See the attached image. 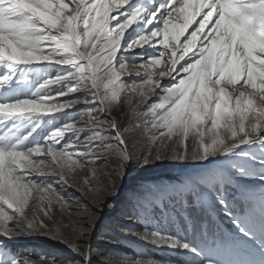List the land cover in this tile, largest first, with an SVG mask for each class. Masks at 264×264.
I'll use <instances>...</instances> for the list:
<instances>
[{"label":"snow or ice","instance_id":"6c2138e0","mask_svg":"<svg viewBox=\"0 0 264 264\" xmlns=\"http://www.w3.org/2000/svg\"><path fill=\"white\" fill-rule=\"evenodd\" d=\"M173 13L182 17V25L171 24ZM136 48L155 49V54L139 62L146 68L141 81L124 82L121 70L137 62L118 52ZM165 56L170 66L160 78H170L168 84L147 71ZM53 65L59 67L50 74ZM126 83L133 91L139 87L144 108L137 115L146 118L144 128L155 130L152 139L178 145L174 161H231L227 178L210 173L192 181V195H201L200 185L228 183L233 177L255 178L264 187V107H254L257 95L264 101V0H0V236L10 239L35 230V218L24 228L8 225L23 223L34 192L41 204L63 202L50 181L33 179V174L64 180L66 168L85 166L96 152L112 149L110 140L125 143L115 121L114 135L84 128L102 127L113 105L131 102L121 101ZM76 93L86 95L59 99ZM149 94L156 99L148 100ZM81 103L92 105L84 125L66 121L41 134L43 124L56 119L52 114ZM256 146L259 155L248 150ZM116 152L122 161L130 159L126 151ZM161 158L157 153L155 159ZM241 195L247 208L239 214L219 188L205 200L209 207L220 205L235 228L215 236L212 244L218 252L251 255L255 249L259 261L216 259L194 241L157 231L150 233L153 242L198 257L194 264H264V191ZM0 264L29 260L6 256L0 247Z\"/></svg>","mask_w":264,"mask_h":264},{"label":"rangeland","instance_id":"374dc122","mask_svg":"<svg viewBox=\"0 0 264 264\" xmlns=\"http://www.w3.org/2000/svg\"><path fill=\"white\" fill-rule=\"evenodd\" d=\"M198 18L196 19L199 20ZM183 22L180 15L173 13L171 24L182 25ZM193 25L185 35L190 34L196 27ZM126 35H130L128 30ZM183 39L184 37H181V40ZM154 54L155 49L151 48L146 52L140 48L118 52L122 59L137 62L135 65L129 63L125 70H121L122 81H141L146 68L140 67L139 62L143 60L144 55ZM168 59L169 57L165 56L161 58L160 65L147 68L154 80L160 78L161 72L168 70ZM144 64L147 66L146 60ZM55 67L59 66L49 67L48 73L54 74ZM160 82L168 84L170 78H160ZM148 87L149 85H146L145 90ZM73 95L83 96L86 93L71 94L59 99L66 101ZM125 99L131 102L113 105L102 127L84 128L85 132L99 130L104 134L114 135L111 132V122L115 121L125 141L123 145L110 140L112 149L96 152V159L86 162L85 166L66 168L63 173L64 180L58 175H32L33 179L50 181L64 200L53 202L51 205L41 204L39 195L34 192L21 215L23 223L17 225L14 221H9L8 225L12 228H24L35 218V230L24 231L10 239L0 236V247L5 250V255L27 258L29 264H48L53 258L44 256L43 253L51 247L54 251L68 254L66 259L55 261V264H85V261L90 264H102L104 259L110 264H132L135 260H140L141 264L149 261L150 264H194L199 259L190 253L154 243L150 233L157 231L185 238L189 242L194 241L204 250L205 255L216 259L259 261L261 257L255 249L251 255L227 253L223 250L218 252L212 244L213 238L221 232H234L235 228L230 217L224 215L220 205L212 208L205 200L210 199V194H214L215 189L219 188L239 214L247 208V201L241 195L242 191L257 194L264 191L260 181L251 177H233L228 183L200 185L197 190L201 195H192L188 187L192 181L210 173L227 178L231 172V161L220 157L212 166L208 162L213 158L202 164L190 158L174 161L172 156L178 145L163 137L153 140L152 134L155 130L144 128L146 118L137 115L144 108L138 85L136 91H133L126 83V91L121 93V101ZM147 99L154 100L156 97L149 94ZM257 105L264 107V101H260L259 95L254 101V107ZM91 106L81 103L65 110L64 113L52 114L56 119L44 123L41 134L55 126L63 125L66 121H75L78 127L84 125L88 120L87 109ZM94 115L99 116L101 113L96 112ZM219 131L223 133V127ZM186 143L191 147L192 138L189 137ZM244 148L247 149V146ZM117 149L126 151L130 159L122 161L117 155ZM248 150L256 155L260 154L258 146ZM157 153L162 157L160 160L155 159ZM137 158H140L136 161L137 165L131 164L130 160ZM190 165H195V169L186 170ZM132 168L134 173L131 172ZM157 170L160 171L159 174L153 175ZM132 176L135 180L129 185L127 180ZM107 191L117 196L115 202L109 203L104 198ZM8 212L12 214L11 209H8ZM40 223H43L44 227H39ZM145 229L149 230L148 235L145 234ZM73 243L78 246L76 251L71 249ZM107 246L111 248L112 254L101 257L100 247Z\"/></svg>","mask_w":264,"mask_h":264},{"label":"bare ground","instance_id":"6f19581e","mask_svg":"<svg viewBox=\"0 0 264 264\" xmlns=\"http://www.w3.org/2000/svg\"><path fill=\"white\" fill-rule=\"evenodd\" d=\"M66 2H67V0H66ZM173 2H175V0H173ZM177 6H179L178 4H177ZM198 19H200V17L198 18ZM195 25V24H194ZM194 25H193V27H194ZM135 27V25H133V26H131L129 29H128V32H129V34H131V31H132V28H134ZM242 147H245V146H242ZM141 155H143V154H141ZM133 157V156H132ZM141 157V156H140ZM220 157H216V158H213L212 160H210L209 162H208V164L209 165H215V163H216V161L219 159ZM140 158H137L136 160L135 159H132V160H130L131 161V164H134V165H137V163H136V161H138ZM194 167H196L195 165H190L186 170H189V171H192V170H194L195 168ZM136 169H138V168H136ZM131 172L132 173H134L135 172V170H134V168H132L131 169ZM159 170H157V171H155L154 173H153V175H156V174H159ZM138 176H139V173H138V171H137V173H136ZM143 174V173H142ZM142 174H140V175H142ZM146 174H148V173H146ZM138 176H136V177H138ZM135 180V177H131V178H129L128 180H127V184H131V183H133V181ZM109 203H112V202H115L116 200H117V196L116 195H114V194H112L110 191H107L106 193H105V197H104ZM10 211V210H9ZM12 214H14L13 212H12ZM9 223V222H8ZM102 224H100V226H101ZM100 226H98V227H100ZM86 232V231H85ZM84 232V233H85ZM91 234V233H90ZM78 241H80V240H78ZM81 241H83V239H81ZM86 241L87 242H89L88 241V239H86ZM71 246V245H70ZM78 246H75V244L73 243L72 244V247H71V249H73L74 251H76ZM101 248V257H103V256H106V255H110V254H112V251H111V248H109V246H107V247H100ZM98 254V253H97ZM43 255L44 256H50V257H52L53 258V260L54 261H60V260H62V259H66L67 258V255L68 254H64V253H62V252H58V251H54L53 249H51V247L50 248H48L44 253H43ZM115 257V256H114ZM120 258V257H119ZM127 259V258H126ZM150 262V261H149ZM48 264H50V262L48 263ZM102 264H110L109 262H106L105 261V259H104V261L102 262ZM146 264H149V263H146Z\"/></svg>","mask_w":264,"mask_h":264}]
</instances>
